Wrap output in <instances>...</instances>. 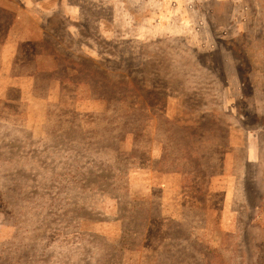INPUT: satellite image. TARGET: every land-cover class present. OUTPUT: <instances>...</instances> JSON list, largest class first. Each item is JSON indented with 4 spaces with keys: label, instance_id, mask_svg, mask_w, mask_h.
Returning a JSON list of instances; mask_svg holds the SVG:
<instances>
[{
    "label": "rangeland",
    "instance_id": "374dc122",
    "mask_svg": "<svg viewBox=\"0 0 264 264\" xmlns=\"http://www.w3.org/2000/svg\"><path fill=\"white\" fill-rule=\"evenodd\" d=\"M146 2L0 0V264H264V0Z\"/></svg>",
    "mask_w": 264,
    "mask_h": 264
},
{
    "label": "trees",
    "instance_id": "16d2710c",
    "mask_svg": "<svg viewBox=\"0 0 264 264\" xmlns=\"http://www.w3.org/2000/svg\"><path fill=\"white\" fill-rule=\"evenodd\" d=\"M244 87H245L244 88V92L238 98V100L236 101V105H235L236 111H237L236 112L237 114H235V115L240 116V121L241 120L244 121V116H245V119H256V118H258V116L254 112H252V111H255V110H252L251 108L247 107V105L249 107H252L253 104H249L247 102L249 97L247 99L245 97V94L248 93V90H249L250 87H246V86H244ZM249 92L252 93V90H249ZM254 93H256V92H254ZM254 93H252L251 96L254 98L255 103L259 107V101H258L259 99L255 97L256 95ZM116 96H119V95H116ZM226 103H227V106H228L230 101L227 100ZM230 105L231 104H229V106ZM218 106H220V105H218ZM224 109L228 110V109H231V108H224ZM250 110H252V111H250ZM143 112H144V110L141 111V113H143ZM240 112L242 114H240ZM72 128H74V130H76V126H73ZM74 142H75V144L71 145L72 141H71V138H70L68 144H66L65 147H68L67 150L74 156V162L75 163L80 161L79 162L80 163V167L78 168L76 166V170H74V171H76V173L79 172L80 170H81V172H90L91 169L93 171V175L96 172H98V173L99 172L100 173L101 172H105L106 173V171L98 169L99 168V162H98L99 155H102L103 153H105L106 157H110V159L112 161L111 165L107 169V172L117 169L118 165H117V159L116 158H117V156H121L120 151H118V149H115L114 145H105L102 149H98V147L101 146L104 143H109V144L110 143H115V144L119 145L120 142H117V139H113L112 142H109L108 140H105V141H101L99 144H95V142H93V137H90L87 134V135L84 136L83 139L82 138L75 139ZM106 157H105V159H106ZM101 159L102 158H100V160ZM184 159L185 160L189 159L191 161L194 160V159H191L189 155L188 156H184ZM67 161L71 162L73 160L71 158H69V159H67ZM65 165L67 167L65 172L72 170L73 166H68V164H65ZM101 167L104 168L105 166H101ZM182 168H185V165H183ZM185 173H186V168H185ZM194 173H191V174H194ZM44 188L46 190H56L57 189V187H55L53 185H49V184L46 185ZM254 189L256 190V193H255L254 196L257 197V195H259L261 192L264 191V186L258 187V188H254ZM253 201L255 202V198H254ZM253 201H252V208H253V210H255V209L259 210L258 212H259L260 216L259 215L255 216V218L253 219V223L257 221L256 224L255 225L250 224L249 226H250V229L252 227L256 226L257 235H259L260 232L263 229L262 226H263V223H264V217H263L264 216V196L262 198H257L256 199L257 203H255V204L253 203ZM256 204H257V208H254V205H256ZM12 216L14 218H16V219H18L20 217L14 212H11L9 217H12ZM261 216H262V218H260ZM21 220H22V218H21ZM252 235H253L252 231L249 230L247 235H245V237H244V238L248 237L247 241H246V243L243 242V245L246 244V249H248L249 251H251V249H253V248H256L258 246V244H259V242H257L258 239H256V237L255 238H251ZM230 238H232V237H230ZM236 243H237V245H240L238 239L236 241H234V244H236ZM230 248H232V249L235 248L236 249L235 245H232ZM255 251L260 256L258 261H264V246H261V245L258 246L257 250H255ZM229 254H230V250H229ZM239 257H240L239 253H238V255H237V253H235V254H232V256H230V258H239ZM210 259L211 258H208L209 261H210ZM202 264H210V262H206V260H203Z\"/></svg>",
    "mask_w": 264,
    "mask_h": 264
},
{
    "label": "crops",
    "instance_id": "0c3cea01",
    "mask_svg": "<svg viewBox=\"0 0 264 264\" xmlns=\"http://www.w3.org/2000/svg\"><path fill=\"white\" fill-rule=\"evenodd\" d=\"M128 1L130 3L131 7L133 8V10H138V11L142 12L143 11L142 9L147 8L146 0H128ZM116 8H117V11H118V15L120 17L122 7L118 6ZM115 15H116V13H115ZM119 17H117V15H116V17H115L116 20L114 21L115 25H121L123 23V20L121 21Z\"/></svg>",
    "mask_w": 264,
    "mask_h": 264
}]
</instances>
